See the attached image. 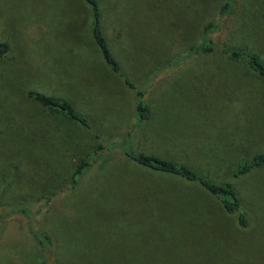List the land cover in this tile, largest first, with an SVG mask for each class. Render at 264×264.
I'll return each mask as SVG.
<instances>
[{"label": "rangeland", "instance_id": "obj_1", "mask_svg": "<svg viewBox=\"0 0 264 264\" xmlns=\"http://www.w3.org/2000/svg\"><path fill=\"white\" fill-rule=\"evenodd\" d=\"M225 1L99 0L109 51L150 109L138 122L137 90L103 60L84 0H0V43L9 47L0 59V207L35 212L70 185L81 159H96L75 190L53 198L56 264H264V169L234 182L244 228L205 188L148 175L127 156L154 152L202 166L226 156L241 127L254 131L245 156L263 152L264 81L243 61L217 48L174 68L165 62L197 44L213 20L216 42L264 58V0H230L220 18ZM30 91L72 104L103 151L55 157L59 114L46 118ZM64 123L75 139L88 131ZM26 225L0 220V264H38Z\"/></svg>", "mask_w": 264, "mask_h": 264}, {"label": "trees", "instance_id": "obj_2", "mask_svg": "<svg viewBox=\"0 0 264 264\" xmlns=\"http://www.w3.org/2000/svg\"><path fill=\"white\" fill-rule=\"evenodd\" d=\"M84 2L87 5L91 17L90 34L92 35L103 60L109 66L111 71L117 73L122 78L127 87L136 89L133 82L123 75L118 63L109 51L106 38L102 31V15L99 0H84ZM230 6V0L225 1V3L220 6V18L229 13ZM217 29L218 20L208 22L202 29V37L200 41L197 44L190 46L183 53L178 54V58L176 57L172 61H169L167 67L174 68L176 65L188 60L190 57L199 55L207 56L217 48H220L224 56L233 61H243L255 76L264 81L263 56L258 53H250L249 51H245L243 49L229 47L223 43L216 42L213 34L217 31ZM8 52L9 47L4 43H0V59H2ZM164 66L159 69V71L164 68L166 69ZM136 94L138 97L136 113L137 120L140 122L150 117V109L142 100L143 92L137 90ZM27 97L36 102L44 113L48 112L50 114H54V112H56L59 114L58 116L60 118H63V122L66 120L69 123L78 124L86 130L91 131L86 118L83 115H80L72 104L59 100L58 98L48 97L44 94L33 91L28 92ZM45 117L48 118L47 114ZM59 117H54V119L56 118V120H60ZM93 136L95 141L99 140L98 135ZM91 151H93V155L100 153L103 151L102 145L97 142ZM127 156L141 169L152 173L154 177L158 176L159 178H163V180L169 179L171 181L172 179H175L178 183L201 186L205 188L212 194V196L219 199L228 213L235 214L238 224L241 227L246 228L248 226L249 219L247 218L246 213L241 209V200L234 186V182L243 176H247L257 170L264 169V152L253 154L246 157L242 161L237 162L233 168L230 179L222 183L199 174L185 163L177 164L174 163V160L172 159L160 158L155 154L127 153ZM95 162L96 159H94L91 154H88L86 159H81L75 166L70 185L66 189L61 190L59 193H54L43 204L39 205L35 212L23 208L0 207V220L21 217L26 221L27 231L33 237L38 250V264H56L53 258V255L56 253V249L54 246L53 235L50 231L49 221L53 211V198H59L63 193L75 190L78 185L79 177ZM32 216L36 217L35 222L32 221Z\"/></svg>", "mask_w": 264, "mask_h": 264}, {"label": "crops", "instance_id": "obj_3", "mask_svg": "<svg viewBox=\"0 0 264 264\" xmlns=\"http://www.w3.org/2000/svg\"><path fill=\"white\" fill-rule=\"evenodd\" d=\"M193 57L197 58L200 56H193ZM170 60L171 58L169 60H165V62H169ZM120 112H122L121 108H120ZM60 119L63 120V118ZM71 125L79 126L75 123H71ZM52 127L54 130L59 128V135L62 134L61 144H60V140L54 141L53 144L54 148H52V150L53 153H56V155H54L55 157L58 158L63 157L64 156L63 153L82 152L85 150L89 152L95 146V144H97V142H95L94 136L89 131H85L83 129L82 131H78V134L76 135V139L74 136H69L70 133L64 130L65 123L62 122L61 125L60 120L59 121L54 120V125ZM241 129L243 130L242 136L238 137L237 140H229L228 142L225 143L224 152L226 153V156L222 155L220 159H213L208 162L204 161L203 162L204 164L202 166L199 165L197 159L188 158L190 162V166L188 164L187 165L199 173L204 172L203 173L205 174L204 176H207L219 183L228 181V178L231 176L233 172V168L237 162H240L246 157L256 154V153H251L250 155L245 156L244 152H246L247 149L251 148L253 150V148H255L254 131L252 129L248 130L245 127H241ZM55 134H58V132H55ZM124 136H125L124 127H122L121 132L115 138L120 139L121 137ZM153 153L154 152H150L148 154H153ZM155 155L157 156V154ZM160 156H161L160 158H165V159L167 158L170 159L173 157L172 155L163 156V154H160ZM147 174L154 177L152 173H147ZM156 177L159 178L158 176ZM161 180H163V178H161ZM174 183L179 185L182 184V186H194V185H186L184 183H178V182H174Z\"/></svg>", "mask_w": 264, "mask_h": 264}]
</instances>
